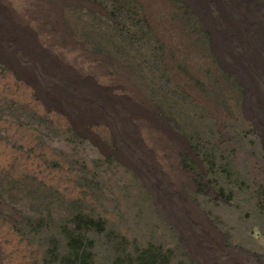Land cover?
<instances>
[{
  "label": "rangeland",
  "instance_id": "1",
  "mask_svg": "<svg viewBox=\"0 0 264 264\" xmlns=\"http://www.w3.org/2000/svg\"><path fill=\"white\" fill-rule=\"evenodd\" d=\"M3 11L0 264H264V0Z\"/></svg>",
  "mask_w": 264,
  "mask_h": 264
},
{
  "label": "trees",
  "instance_id": "2",
  "mask_svg": "<svg viewBox=\"0 0 264 264\" xmlns=\"http://www.w3.org/2000/svg\"><path fill=\"white\" fill-rule=\"evenodd\" d=\"M77 221H79L77 224L78 230H74L73 233L70 231L66 232L68 248L72 251L74 262L76 264H92L91 258L93 257V254L88 252V249L90 250V248L93 247V241L89 240V237L86 234L88 231L81 230L79 228L81 227V222L84 224L82 226H87L88 229L95 228L97 223L94 219L88 217L84 218L83 216H78ZM152 255L155 257L154 253H152ZM153 256H149L148 258H153Z\"/></svg>",
  "mask_w": 264,
  "mask_h": 264
},
{
  "label": "bare ground",
  "instance_id": "3",
  "mask_svg": "<svg viewBox=\"0 0 264 264\" xmlns=\"http://www.w3.org/2000/svg\"><path fill=\"white\" fill-rule=\"evenodd\" d=\"M0 14L2 15V16H1V19H2V18H5V19H6V17H5V12H4V11H3V13H0ZM6 20L8 21V23H9L10 25H11V24H15V23H13L14 21H13L12 18H9V19H6ZM16 24H17V23H16ZM12 26H13V25H12ZM10 27H11V26H10ZM0 28H2L1 23H0ZM13 28H14V26H13ZM28 28H29V27H28ZM4 29H5V28H4ZM11 29H12V27H11ZM23 29H24V28H23ZM23 29H22V30H23ZM25 30H26V29H25ZM25 30H23V31H25ZM16 32H17V31H16ZM31 32H32L31 30L27 29L25 35H27L29 38H31V37H30ZM31 40H32V39H31ZM2 42H3V41H2ZM24 46H25V45H24ZM35 46H36V45H35ZM61 63H62V62H61ZM66 65H67V64H66ZM70 72H71V71H70ZM74 72H75V71H74ZM77 96H78V97H76V96H72V97H71V101L73 100L75 103H78V105H79V101H81V103L85 104L87 108H90V104L94 106V105H96L95 103L98 102V101H96V102L94 101V102H91V103H90V100H89L87 97H85V96L82 97V95H77ZM98 103H99V102H98ZM74 105H75V104H74ZM99 105H100V104H99ZM99 105H98V106H99ZM75 106H76V105H75ZM123 106H127V107H123ZM83 107H84V106H83ZM111 108H112V107H111ZM122 108L125 109V110H127V111H129V113H127V112H126V113L130 116V118L132 117L131 115H132L133 113H135L136 115L139 114V112L137 111V109L134 108L133 106H131V105L128 104V103H127L126 105L123 104L120 108H119V107H118V108L116 107V108H114V110H115V111H119V109L121 110ZM77 109H78V108H77ZM96 109H97V108H96ZM100 109H101V105H100ZM88 110H89V109H87V111H88ZM87 111H86V112H87ZM120 113H122V115H124V114H123V111H122V112L120 111ZM86 114H87V113H86ZM127 114H125V115H127ZM128 115H127V116H128ZM127 116H126V117H127ZM138 117H139V116H138ZM130 118H129V119H130ZM140 118H141V117H140ZM120 119H122V118L120 117ZM123 119L125 120L126 118L123 117ZM123 119H122V121H123ZM127 121H128V120H127ZM142 121H143V120H142ZM124 122H125V121H124ZM148 123H149V122H148ZM129 124H130V123H129ZM144 124H145V123H144ZM130 129H131V128H130ZM133 130H134V129H133ZM129 133H132V132H129ZM155 139H156V138H155ZM159 139H161V137H160ZM162 139H163V138H162ZM162 139H161V140H162ZM159 141H160V140H159ZM160 142H162V141H160ZM157 145H158V144H157ZM157 145H156V146H157ZM161 145H162V144H161ZM162 148H163V147H162ZM188 204H189V203H188ZM188 204H187V205H188ZM187 205H186V206H187ZM176 206H178V205H176ZM180 206H181V205H180ZM189 207H190V208L192 209V211H193V212H194V213H195V214H196V215L202 220V222H203V226H204L205 228L208 227V226H207V222H206V220L202 217L201 214H199V213L196 211L195 207L192 206V205H189ZM199 221H200V220H199ZM187 226H188V225H187ZM208 229H210L211 232L214 234V236L217 237V234L215 233V231H214L213 229H211V228H208ZM204 230H205V229H204ZM210 230H209V231H210ZM204 240H205V239H204ZM205 243H206V242H205ZM204 245H206V244H204Z\"/></svg>",
  "mask_w": 264,
  "mask_h": 264
}]
</instances>
